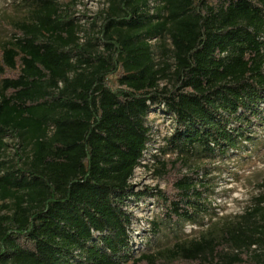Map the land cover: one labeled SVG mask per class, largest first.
Returning a JSON list of instances; mask_svg holds the SVG:
<instances>
[{
    "label": "trees",
    "instance_id": "trees-1",
    "mask_svg": "<svg viewBox=\"0 0 264 264\" xmlns=\"http://www.w3.org/2000/svg\"><path fill=\"white\" fill-rule=\"evenodd\" d=\"M105 4L82 42L59 0H31L0 42V154L16 140L21 162L0 161V264H264V179L243 214L155 251L135 254L129 209L162 208L149 238L204 226L196 160L245 154L264 129V0ZM154 110L174 124L157 175L190 172L135 193Z\"/></svg>",
    "mask_w": 264,
    "mask_h": 264
},
{
    "label": "rangeland",
    "instance_id": "rangeland-1",
    "mask_svg": "<svg viewBox=\"0 0 264 264\" xmlns=\"http://www.w3.org/2000/svg\"><path fill=\"white\" fill-rule=\"evenodd\" d=\"M59 2L67 9L68 15L74 23L82 26V32L79 35L82 42L85 41L87 32L91 31V25L96 22L100 11L106 8L105 0H59ZM30 3L31 0H0V42L7 39L10 23L23 19L25 10L28 9ZM156 54L160 56L158 49ZM109 79L111 85H116L115 76ZM149 121L153 131V142L148 146L142 163L144 166L137 168L131 182L135 193L171 190L177 175H188L190 172L181 168L178 170V174L177 170H171L167 176L160 177L157 175L158 165L153 156L160 155L158 149L164 145L163 139L173 132L174 124L167 115L158 110L153 111ZM6 143L9 147L0 154V161L7 163V166H20L21 162L16 153L17 141L8 139ZM245 149V154H229L224 158L218 157L211 162L210 159L204 158L196 160L195 167L201 169L199 178L203 179L208 190L202 191V203H206L207 206V211L202 216L204 226L191 223H184L181 227L162 225L160 234L154 238H149L147 232L149 225L147 223L155 218L162 211V208L155 203L154 199L143 198L142 204H138L136 199L132 200L129 209L136 218L143 222L142 226L134 224L132 227V237L136 245L135 249H137L135 254L143 249L155 251L158 248L172 246L178 238H195L211 222L232 220L251 207L259 194V184L264 179V129L257 131V138L254 142L245 145ZM161 159L174 161V157L170 156L161 157ZM147 243L150 246L145 248ZM176 264L188 263L179 262Z\"/></svg>",
    "mask_w": 264,
    "mask_h": 264
}]
</instances>
